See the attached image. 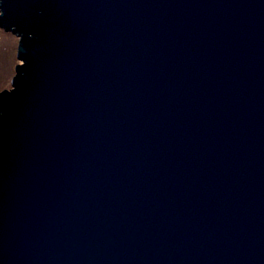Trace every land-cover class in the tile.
I'll list each match as a JSON object with an SVG mask.
<instances>
[{
  "label": "water",
  "instance_id": "1",
  "mask_svg": "<svg viewBox=\"0 0 264 264\" xmlns=\"http://www.w3.org/2000/svg\"><path fill=\"white\" fill-rule=\"evenodd\" d=\"M0 264H264V0H0Z\"/></svg>",
  "mask_w": 264,
  "mask_h": 264
},
{
  "label": "rangeland",
  "instance_id": "2",
  "mask_svg": "<svg viewBox=\"0 0 264 264\" xmlns=\"http://www.w3.org/2000/svg\"><path fill=\"white\" fill-rule=\"evenodd\" d=\"M20 37L0 28V92L12 88L16 67L22 62L18 59Z\"/></svg>",
  "mask_w": 264,
  "mask_h": 264
}]
</instances>
